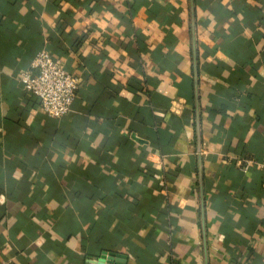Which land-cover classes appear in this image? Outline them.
Returning a JSON list of instances; mask_svg holds the SVG:
<instances>
[{"label": "crops", "instance_id": "obj_1", "mask_svg": "<svg viewBox=\"0 0 264 264\" xmlns=\"http://www.w3.org/2000/svg\"><path fill=\"white\" fill-rule=\"evenodd\" d=\"M78 77L47 117L20 72ZM264 0H0V262L264 264ZM116 264V263H114Z\"/></svg>", "mask_w": 264, "mask_h": 264}, {"label": "built area", "instance_id": "obj_2", "mask_svg": "<svg viewBox=\"0 0 264 264\" xmlns=\"http://www.w3.org/2000/svg\"><path fill=\"white\" fill-rule=\"evenodd\" d=\"M19 81L26 91L39 98L42 111L52 119L62 118L71 111L79 87L78 77L45 48L35 55L29 67L20 72ZM241 162V169L245 172L253 164L264 171V159L256 162L244 158Z\"/></svg>", "mask_w": 264, "mask_h": 264}, {"label": "water", "instance_id": "obj_3", "mask_svg": "<svg viewBox=\"0 0 264 264\" xmlns=\"http://www.w3.org/2000/svg\"><path fill=\"white\" fill-rule=\"evenodd\" d=\"M92 264H121L125 260L122 256L115 255L113 252H104L98 258L90 260Z\"/></svg>", "mask_w": 264, "mask_h": 264}]
</instances>
